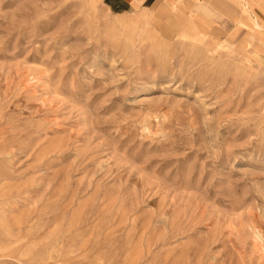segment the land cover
Returning <instances> with one entry per match:
<instances>
[{
	"label": "rangeland",
	"instance_id": "1",
	"mask_svg": "<svg viewBox=\"0 0 264 264\" xmlns=\"http://www.w3.org/2000/svg\"><path fill=\"white\" fill-rule=\"evenodd\" d=\"M167 1L0 0V264H264V0Z\"/></svg>",
	"mask_w": 264,
	"mask_h": 264
},
{
	"label": "crops",
	"instance_id": "2",
	"mask_svg": "<svg viewBox=\"0 0 264 264\" xmlns=\"http://www.w3.org/2000/svg\"><path fill=\"white\" fill-rule=\"evenodd\" d=\"M136 1H138V0H102V2L104 3L106 9H107L109 12L113 13V14H115V13H116V14H119V13H126V12H128V11L134 9V7L137 6L138 4H144V5H146V4H148L149 1H151V0H139V2H140V1H142V2H141V3H138V4H136V3H137ZM164 1H165L166 4L169 5V6H172L171 4L174 2V1H172V0H171L172 2H169V1H167V0H164ZM197 3H199V2H197ZM135 4H136V5H135ZM199 5H200V4H199ZM195 6H197V4H195ZM197 7H199V6H197ZM197 7H196V8H197ZM170 8H171V7H170ZM179 8H181L180 10L183 9L181 3H180V5H179Z\"/></svg>",
	"mask_w": 264,
	"mask_h": 264
},
{
	"label": "bare ground",
	"instance_id": "3",
	"mask_svg": "<svg viewBox=\"0 0 264 264\" xmlns=\"http://www.w3.org/2000/svg\"><path fill=\"white\" fill-rule=\"evenodd\" d=\"M252 24H253L252 25V29L255 28V27H257L256 24H255V22H253Z\"/></svg>",
	"mask_w": 264,
	"mask_h": 264
}]
</instances>
